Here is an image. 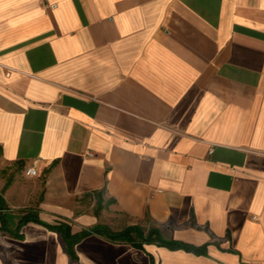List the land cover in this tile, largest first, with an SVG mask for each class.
<instances>
[{
    "label": "crops",
    "instance_id": "0c3cea01",
    "mask_svg": "<svg viewBox=\"0 0 264 264\" xmlns=\"http://www.w3.org/2000/svg\"><path fill=\"white\" fill-rule=\"evenodd\" d=\"M0 203V264H264V0H0Z\"/></svg>",
    "mask_w": 264,
    "mask_h": 264
},
{
    "label": "trees",
    "instance_id": "16d2710c",
    "mask_svg": "<svg viewBox=\"0 0 264 264\" xmlns=\"http://www.w3.org/2000/svg\"><path fill=\"white\" fill-rule=\"evenodd\" d=\"M1 206H3L2 203H0V208H2ZM29 220H34L42 223V221H40L38 218L32 217V215L28 213L21 217L18 225L21 226L23 223ZM50 227L61 233L64 241L66 242L67 252L71 257H74L73 245L78 240L91 233L103 235L111 241L127 242L135 247H141L142 243H156L158 245L166 246L171 249H183L191 252H199L203 249V246L198 247L182 241H167L159 235L156 229L151 228L147 230V232H145L144 229L138 225L127 226L119 231H113L104 225H96L77 233H71L69 226L66 224H59Z\"/></svg>",
    "mask_w": 264,
    "mask_h": 264
},
{
    "label": "built area",
    "instance_id": "2783aa9c",
    "mask_svg": "<svg viewBox=\"0 0 264 264\" xmlns=\"http://www.w3.org/2000/svg\"><path fill=\"white\" fill-rule=\"evenodd\" d=\"M86 155H91V152L90 151H86ZM25 173H26L27 176H33V175L36 174V170L33 167H29V168L26 169Z\"/></svg>",
    "mask_w": 264,
    "mask_h": 264
}]
</instances>
